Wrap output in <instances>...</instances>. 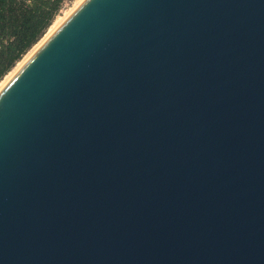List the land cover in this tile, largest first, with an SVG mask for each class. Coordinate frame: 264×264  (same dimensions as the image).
<instances>
[{
	"label": "water",
	"instance_id": "95a60500",
	"mask_svg": "<svg viewBox=\"0 0 264 264\" xmlns=\"http://www.w3.org/2000/svg\"><path fill=\"white\" fill-rule=\"evenodd\" d=\"M0 264H264V0H81L0 90Z\"/></svg>",
	"mask_w": 264,
	"mask_h": 264
},
{
	"label": "trees",
	"instance_id": "16d2710c",
	"mask_svg": "<svg viewBox=\"0 0 264 264\" xmlns=\"http://www.w3.org/2000/svg\"><path fill=\"white\" fill-rule=\"evenodd\" d=\"M64 0H0V81L37 44Z\"/></svg>",
	"mask_w": 264,
	"mask_h": 264
},
{
	"label": "rangeland",
	"instance_id": "374dc122",
	"mask_svg": "<svg viewBox=\"0 0 264 264\" xmlns=\"http://www.w3.org/2000/svg\"><path fill=\"white\" fill-rule=\"evenodd\" d=\"M81 0H64L63 1V4H62V6H61V9L59 10V12L57 13V15H56V17H55V19H54V21H53V23L51 24V26L50 27H52L57 21H63V19L65 18V16L80 2ZM60 22V23H61ZM59 23V24H60ZM50 27H49V29H50ZM49 29L47 30V32L46 33H48V31H49ZM45 33V34H46ZM45 34L43 35V36H45ZM42 39V38H41ZM36 45V44H35ZM35 46H33L29 51H31L33 48H34ZM29 53V52H28ZM27 53V54H28ZM25 56H26V54H25ZM25 56L21 59V60H23L24 58H25ZM20 60V61H21ZM19 61V62H20ZM19 62L17 63V64H19ZM17 64H16V66H17ZM16 66H14V68H12V70L10 71V72H12L14 69H15V67ZM10 72H8V74H6V76L0 81V83L3 81V80H5V78L10 74Z\"/></svg>",
	"mask_w": 264,
	"mask_h": 264
},
{
	"label": "bare ground",
	"instance_id": "6f19581e",
	"mask_svg": "<svg viewBox=\"0 0 264 264\" xmlns=\"http://www.w3.org/2000/svg\"><path fill=\"white\" fill-rule=\"evenodd\" d=\"M61 22V21H60ZM59 21H57L52 27H50L48 33L45 34V36L42 37V39L36 44L34 45L35 47L29 51L28 54H26L25 58L23 60H21L19 62V64H17V66L15 67V69L10 72V74L5 78V80H3L1 83H0V90L1 88L7 83V81L12 77V75L20 68V66L25 62V60L33 54V52L44 42V40L55 30V28L59 25L60 23Z\"/></svg>",
	"mask_w": 264,
	"mask_h": 264
}]
</instances>
